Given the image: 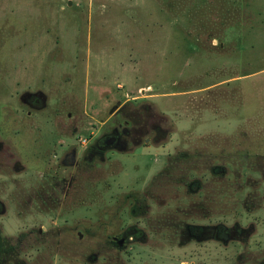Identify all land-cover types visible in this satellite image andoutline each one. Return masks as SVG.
I'll list each match as a JSON object with an SVG mask.
<instances>
[{"label":"rangeland","instance_id":"374dc122","mask_svg":"<svg viewBox=\"0 0 264 264\" xmlns=\"http://www.w3.org/2000/svg\"><path fill=\"white\" fill-rule=\"evenodd\" d=\"M0 264H264V0H0Z\"/></svg>","mask_w":264,"mask_h":264}]
</instances>
